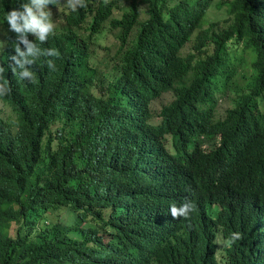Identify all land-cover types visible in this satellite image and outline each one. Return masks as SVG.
Returning a JSON list of instances; mask_svg holds the SVG:
<instances>
[{"label": "trees", "instance_id": "trees-1", "mask_svg": "<svg viewBox=\"0 0 264 264\" xmlns=\"http://www.w3.org/2000/svg\"><path fill=\"white\" fill-rule=\"evenodd\" d=\"M26 2L0 0V31ZM86 3L36 41L60 56L38 58L33 82L5 65L15 34L0 39L18 116L0 111V264H264V0ZM216 4L227 18L204 23ZM186 200L196 211L174 219Z\"/></svg>", "mask_w": 264, "mask_h": 264}, {"label": "clouds", "instance_id": "clouds-1", "mask_svg": "<svg viewBox=\"0 0 264 264\" xmlns=\"http://www.w3.org/2000/svg\"><path fill=\"white\" fill-rule=\"evenodd\" d=\"M61 4L72 12L87 7L86 0H27L26 3L19 5V7L7 11L5 16L8 25L7 31L15 34L14 43L16 46L14 49L15 54L10 57L7 55V59L11 63L9 64L8 62L5 65L14 74L18 73L21 80L34 81V72L31 70V66L41 56L59 58L60 54L57 49L42 50L36 41L44 44L47 43L50 37L56 35L58 19L53 16L52 9L54 8L52 6ZM8 39H11V37H8ZM6 44L7 40L0 41V45ZM46 64L50 71L56 70L54 59H47ZM0 65V97H5L10 94L11 88L5 81L4 73L6 68L3 60ZM169 210L174 219L184 218L187 220L196 211V205L186 200L179 207L175 204L171 205ZM239 239H241V234L234 232L230 234V237L224 243L231 246L232 243Z\"/></svg>", "mask_w": 264, "mask_h": 264}, {"label": "rangeland", "instance_id": "rangeland-1", "mask_svg": "<svg viewBox=\"0 0 264 264\" xmlns=\"http://www.w3.org/2000/svg\"><path fill=\"white\" fill-rule=\"evenodd\" d=\"M123 6L126 7V5L124 4ZM69 11L70 10L62 6V4L59 5L57 8L52 9L53 16H55L58 19V21L61 22V24L63 23L64 15ZM115 14L119 15V12L116 11ZM226 18H227V7L224 6L218 9L216 4L207 14L204 23L208 21L207 24H216L218 20H223ZM207 27L208 25H205V28ZM6 34H7L6 30L0 31V39H4ZM98 43L100 46L97 47V55L100 59H104V64H100L98 66V70L101 72V71L109 70L113 66V63L116 62L115 60H113V57L116 56L117 51H119L120 49V42L117 38V31L112 30L104 33L99 37ZM194 45L195 43L193 41L189 43V45H187L184 48L183 55L186 56V54L193 52ZM103 48L104 49L107 48V50H105L107 55L104 54ZM172 100H173V96L170 93H167L162 97L163 103H168ZM227 107H228V99H225L220 104L218 117L224 116L225 109ZM159 109H160L159 103L156 102L152 107L153 117L156 116ZM0 111L2 118L5 121H7L10 125L15 126L18 117L17 113L13 109V107L9 104V102L5 99V97H0ZM152 121L155 123L158 122V119L153 118ZM49 218L52 219V221L54 222H60V221L70 222V215L65 212H60L59 214H55L54 216L50 215ZM84 227H86V225H84ZM16 229H17V225L13 224L11 228L12 235H15Z\"/></svg>", "mask_w": 264, "mask_h": 264}]
</instances>
